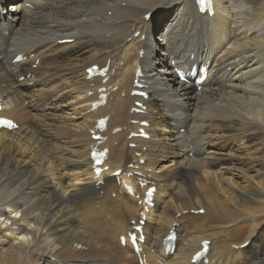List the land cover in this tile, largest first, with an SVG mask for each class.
Masks as SVG:
<instances>
[{
    "label": "bare ground",
    "instance_id": "obj_1",
    "mask_svg": "<svg viewBox=\"0 0 264 264\" xmlns=\"http://www.w3.org/2000/svg\"><path fill=\"white\" fill-rule=\"evenodd\" d=\"M6 1L1 115L18 127L0 129V220L10 221L0 226V264H138L118 237L142 206L109 177L131 162L156 186L143 226L148 264H190L202 239L209 264H264V0H215L211 17L193 0H12L9 9ZM18 53L26 59L11 63ZM200 61L210 69L199 91L176 81L171 62ZM106 62L104 86L116 90L92 113L84 69ZM137 64L146 114L130 113ZM103 115L108 132L123 129L107 132L108 169L96 189L87 129ZM131 119L149 122L148 139H127ZM172 222L176 245L165 254L159 244Z\"/></svg>",
    "mask_w": 264,
    "mask_h": 264
},
{
    "label": "rangeland",
    "instance_id": "obj_2",
    "mask_svg": "<svg viewBox=\"0 0 264 264\" xmlns=\"http://www.w3.org/2000/svg\"><path fill=\"white\" fill-rule=\"evenodd\" d=\"M11 2H13L12 0H9V1H7L6 2V8H8L9 9V6H10V4L9 3H11ZM167 19H169V18H167V17H164V18H161L160 20H159V24H160V26L159 27H157V29H156V31H155V33L156 32H158V31H160V30H162L163 28H164V24H165V22L167 21ZM158 54H159V50H158ZM115 144V143H114ZM262 155H264V152H262L261 153ZM254 157H259V156H261L259 153H256V154H254L253 155ZM162 172H164V171H156V173L157 174H161ZM18 214V213H17ZM4 220V219H3ZM2 219L0 220V226L2 225V224H4L5 225V223L7 224L8 223V226H9V224H10V221L9 220H4L3 221ZM5 222V223H4ZM3 226V225H2ZM74 247L75 248H77V249H79V245L78 244H74Z\"/></svg>",
    "mask_w": 264,
    "mask_h": 264
},
{
    "label": "snow or ice",
    "instance_id": "obj_3",
    "mask_svg": "<svg viewBox=\"0 0 264 264\" xmlns=\"http://www.w3.org/2000/svg\"><path fill=\"white\" fill-rule=\"evenodd\" d=\"M207 2L210 4V0H207ZM199 3L204 4V3H205V0H199ZM3 123H4L7 127H13V126H14L10 121H3ZM151 191H153V190H150V191H149V194L151 193ZM17 215H18V214H17Z\"/></svg>",
    "mask_w": 264,
    "mask_h": 264
}]
</instances>
